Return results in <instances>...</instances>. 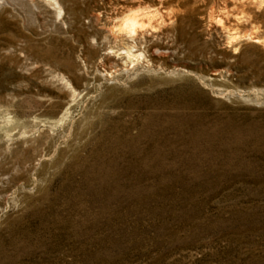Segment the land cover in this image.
<instances>
[{
	"label": "rangeland",
	"instance_id": "obj_1",
	"mask_svg": "<svg viewBox=\"0 0 264 264\" xmlns=\"http://www.w3.org/2000/svg\"><path fill=\"white\" fill-rule=\"evenodd\" d=\"M47 2L0 0V264H264V3Z\"/></svg>",
	"mask_w": 264,
	"mask_h": 264
},
{
	"label": "bare ground",
	"instance_id": "obj_2",
	"mask_svg": "<svg viewBox=\"0 0 264 264\" xmlns=\"http://www.w3.org/2000/svg\"><path fill=\"white\" fill-rule=\"evenodd\" d=\"M59 1V0H58ZM57 0H50L49 3L53 8L58 9L61 12V4L59 5ZM255 1V3L259 6H261L264 2L262 0H253ZM122 7V6H121ZM124 7V6H123ZM262 7V6H261ZM124 9V8H123ZM114 11V10H113ZM63 12V11H62ZM118 14H116L113 18L111 17V22H106V20H104L106 22V25L108 28V30L106 31V36L104 35L102 37V41H98L97 43L102 44V47H104L102 50L104 51H109L112 53V41H121L122 42V46H120L121 53L118 54V56H121L120 60H125V62L128 64H134L138 61L141 60L142 57H145V55L143 53H141V50H138L139 47L137 48V43L138 41H140V37H142L144 34H146L148 31H150L151 29H156L159 27H161V20H160V16L161 13L159 12L158 8H154L151 6H147V7H142V6H132V7H125V10H121L119 12H117ZM170 13V12H169ZM111 15V14H110ZM210 15V19H213L212 14ZM99 17V16H98ZM105 17V15H104ZM96 18V17H95ZM240 18V17H239ZM94 19V18H93ZM101 19V18H100ZM99 19V20H100ZM110 19V18H109ZM241 20L243 19L242 16L240 18ZM239 19V20H240ZM160 20V21H159ZM97 21V20H95ZM101 21V20H100ZM163 21V20H162ZM217 23H219L220 21L217 20ZM96 23V22H95ZM99 23V22H98ZM256 28V27H255ZM159 29V28H158ZM226 29V28H225ZM253 29V28H252ZM105 30V28L103 29ZM227 30V29H226ZM234 30V29H233ZM232 30V31H233ZM237 30V29H236ZM235 31H226V36H225V41L227 44H233V42H238L237 39H242L238 32ZM241 32V31H240ZM257 32V30H256ZM150 33V32H149ZM148 33V35H149ZM243 34V33H242ZM249 34H254L253 31L249 32ZM240 35V36H239ZM248 35V34H247ZM246 35V36H247ZM147 36V35H146ZM157 36V35H156ZM99 37V35H98ZM145 37V36H144ZM258 37V36H257ZM143 38V37H142ZM147 37H145L146 39ZM244 38V37H243ZM264 38H260V40H262ZM259 40V41H260ZM144 42H146L145 40H143ZM113 42V43H114ZM121 42H115L116 44L121 43ZM93 43V42H92ZM88 44V43H87ZM96 44V43H95ZM99 46V44H97ZM142 45V43H141ZM116 46V45H115ZM94 47V46H93ZM97 47V46H95ZM92 48V47H91ZM114 48V47H113ZM117 48V47H116ZM90 49V47L88 48ZM140 49V48H139ZM144 49V48H143ZM101 50V49H99ZM117 51V50H115ZM141 51V52H139ZM119 52V51H117ZM115 55V54H114ZM113 55V56H114ZM144 55V56H143ZM104 56V57H103ZM111 56L108 55V53H105L104 55H102L101 57H103L104 59L108 60L109 62L112 61L113 58H115L116 56ZM113 57V58H112ZM117 59V58H116ZM119 60V61H120ZM142 61V60H141ZM104 62V61H103ZM117 62V60H116ZM107 63V62H105ZM124 64V62H122ZM139 63V62H138ZM111 64V63H110ZM117 64V63H116ZM120 64V63H119ZM100 65V63H99ZM104 65V64H103ZM102 66V65H101ZM100 66V67H101ZM110 67H112L111 65H109ZM97 67V66H96ZM99 67V66H98ZM103 67V66H102ZM97 69V68H96ZM100 71V70H99ZM97 72V71H96ZM102 72V71H101ZM99 72V73H101ZM107 72V71H104ZM102 74V73H101ZM100 75V74H99ZM105 75V73H104ZM104 77V76H103ZM108 78V77H107ZM109 80V79H106ZM99 88V87H98ZM100 89V88H99ZM100 91V90H99ZM71 92V91H70ZM73 93V91L71 92V94ZM74 94V93H73ZM75 95V94H74ZM112 95V94H111ZM86 96V95H85ZM108 97V96H107ZM112 98V97H111ZM102 100V99H101ZM112 100V99H111ZM96 102V101H95ZM107 102V101H106ZM105 104V103H104ZM109 104V103H108ZM98 105V104H97ZM96 105V106H97ZM95 108V107H94ZM99 109V108H98ZM98 118V117H97ZM95 119V118H94ZM95 121V120H94Z\"/></svg>",
	"mask_w": 264,
	"mask_h": 264
},
{
	"label": "water",
	"instance_id": "obj_3",
	"mask_svg": "<svg viewBox=\"0 0 264 264\" xmlns=\"http://www.w3.org/2000/svg\"><path fill=\"white\" fill-rule=\"evenodd\" d=\"M225 43H226V41H225ZM227 44V43H226Z\"/></svg>",
	"mask_w": 264,
	"mask_h": 264
}]
</instances>
